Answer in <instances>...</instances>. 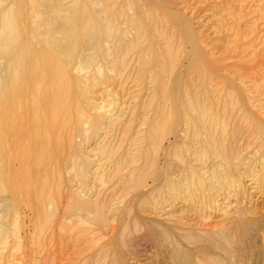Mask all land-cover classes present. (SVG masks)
I'll return each mask as SVG.
<instances>
[{
	"label": "rangeland",
	"instance_id": "374dc122",
	"mask_svg": "<svg viewBox=\"0 0 264 264\" xmlns=\"http://www.w3.org/2000/svg\"><path fill=\"white\" fill-rule=\"evenodd\" d=\"M19 1L0 0V17ZM35 2L26 0L25 13L32 30L40 21L43 43L54 27L48 18L71 19L74 118L70 144L53 159L45 147L51 159L40 162L34 178L55 174L78 201H106V219L125 203L140 205L137 230L130 221L124 235L128 264H264V0ZM3 166L0 161V264L43 263L35 204L10 186ZM64 208L63 200L57 216L67 223ZM97 223L80 245L57 247L65 260L81 263L91 241L105 235L104 243L119 232L116 220L107 229ZM147 226L158 230L152 234Z\"/></svg>",
	"mask_w": 264,
	"mask_h": 264
},
{
	"label": "bare ground",
	"instance_id": "6f19581e",
	"mask_svg": "<svg viewBox=\"0 0 264 264\" xmlns=\"http://www.w3.org/2000/svg\"><path fill=\"white\" fill-rule=\"evenodd\" d=\"M34 1L37 2V0ZM26 7V0H20L18 2V5L16 6L15 4H12L10 5V7H5L4 12L0 17V53L3 55L2 58L5 63L4 73L0 76V161L4 165L1 172L6 178V181L9 182L10 186H14V190L19 193V196L23 201H25V203L32 205L35 204V209L37 211V244H39L38 246L40 247V249H44L42 250L43 263L41 262L40 264H71L72 262L69 263L71 260L69 261L67 255L66 260L62 257L63 255H65V251H63L62 249V251L59 252L57 247L61 245L65 249V247H71V243L74 245L83 243V240H80L79 237H84L87 234L88 230L90 232H93L94 228H89V226L92 227L93 224L97 223V220L99 221V223L97 224L101 225L103 228L105 227V229L110 227V225L107 224L109 220H116L119 225V232H117L116 235L112 236L104 243H100L99 240L103 237L105 238V235H101L100 237L96 238L99 243H97V241L95 242L94 240L91 241L93 243L90 242L91 246L89 250H87L88 254L86 257H84L85 259L81 263L75 264H128L124 253L127 250L122 249L125 245L123 244V240H125L124 235L130 229L132 224H136H134V212L138 207H140V205H134V208H132L131 206V209H129L128 206H125V203V207L123 206L120 212H117L115 214V217H113V219H106V201H99V203L97 204L82 203L78 201L76 199V196L74 197L71 194H66V191L63 188V186L66 185L65 180L58 178L59 176L55 174L45 177L37 176L36 178H34V174L37 175L39 173L40 162L44 160L46 161L47 159H45V157L51 159V154H45V147L48 146L46 148V151L48 148H52V151L54 152L52 157L53 159L54 156L57 155L58 151L61 152L65 147L64 145L67 143L70 144L71 141L73 129L72 123L74 118V109L72 105V90L74 87V82L69 71V58L71 57L72 46L71 44L68 45V38L70 36L69 33L71 32L72 28H68L66 26L67 23H71L70 18L64 17L63 21H60L59 19L56 22L57 24L54 23L53 17L52 19L48 18L49 24H53L54 27H52L48 31L50 33L48 34L50 35L51 39H49L48 41H44L43 43V41L39 39L40 36L38 30L41 23L39 21L36 23V26L34 25V27H36L37 29V32L36 30H32L29 23L30 20L26 17L28 16L26 14L27 12L25 13ZM54 9H57L56 6ZM52 11L53 10L49 9L46 12L50 14L52 13ZM34 13L35 12L33 11V15ZM56 13L57 12H55V14ZM36 15H34L35 17H33L35 22L38 19ZM179 29H181V27ZM163 85L165 86V84ZM178 107H180L179 104ZM178 111H180L179 108H175V113H177ZM174 121L176 124L177 120ZM158 129L156 131H158ZM159 130H161V128ZM159 135H161V132H159ZM159 135H157V138ZM157 138L155 137V141L157 140ZM20 157L22 161H18ZM13 160H17L18 165L14 167V165L11 164L9 168L7 166L6 169V165H9ZM155 162L156 161H153V163ZM120 168H122L121 164ZM115 171L118 173L121 171V169ZM131 172H133V170H131ZM144 173L142 175H144ZM158 174H160V172ZM145 176L146 175H144V177ZM144 177L142 178V180H140L141 182L143 181ZM34 179H36L37 181H35V183H32ZM138 179L140 178L136 177L137 181ZM140 181L139 183L135 182L137 184L136 187L141 185ZM129 183L132 182L129 181ZM128 189H130V187ZM133 189L135 188L133 187ZM149 196L151 195H148V197ZM108 197L107 200L110 198ZM33 199L36 200L35 203L33 202ZM63 200L65 201V206L67 208V210L66 208H64V212L67 215V218H64L71 219L67 223L60 221V217L57 216L58 209L61 207V203L63 202ZM141 203L139 202L138 204ZM49 204L51 205L50 210L48 208ZM88 210L90 211L89 214H87L89 217L84 215V212ZM77 215H80V217L76 220ZM91 215H94L95 218L93 219L92 217L90 219ZM130 221H133V223ZM177 221L176 223H179ZM80 224H83V227H79ZM136 225L132 228L134 230L133 232H135V228L137 230ZM157 226L160 227L159 225ZM99 228L101 232L102 228ZM117 229L118 228H116V230ZM145 229H147L148 231L150 230L152 234L158 230L157 229L155 231L154 228H151L149 226H147V228L145 227ZM163 230L165 231L166 229L163 228ZM133 232L130 231V233ZM127 233H129V231ZM92 235L88 234L89 237H87L90 238ZM172 235L173 234H171V237ZM166 236L167 234L165 235V237ZM121 243L123 244L122 246ZM130 243L131 242H129V244ZM84 244H86V242ZM48 245L49 247L51 246L50 249H48ZM74 245H72V248L74 247ZM88 247L89 245L87 246V248ZM125 247L126 246H124V248Z\"/></svg>",
	"mask_w": 264,
	"mask_h": 264
}]
</instances>
